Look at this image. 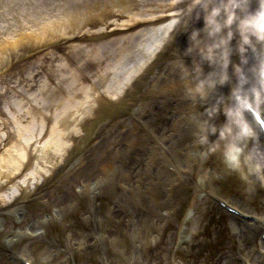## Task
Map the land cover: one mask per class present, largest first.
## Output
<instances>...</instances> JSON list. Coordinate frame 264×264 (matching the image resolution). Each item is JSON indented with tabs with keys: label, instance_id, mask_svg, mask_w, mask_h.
Here are the masks:
<instances>
[{
	"label": "bare ground",
	"instance_id": "bare-ground-1",
	"mask_svg": "<svg viewBox=\"0 0 264 264\" xmlns=\"http://www.w3.org/2000/svg\"><path fill=\"white\" fill-rule=\"evenodd\" d=\"M68 1H69V6L68 8H66V10H67V13L69 14V17H67L66 15H64V17H61L57 15L56 13L51 14L53 13V11L59 12L62 9L63 3L62 4L59 3V0H57V3L55 4L53 3L48 4L39 10H36V9L32 10L33 16H32L30 26H33L35 30L41 29L43 31V37L40 39V41H38V43L35 46H38L40 44H45L47 42L54 43L55 41H57L54 39H57L58 37H47L51 31L66 30L63 34L67 36L74 34V31H77L78 35L86 34L88 36H93L94 32H92L89 29L85 30L84 26H89L91 25V23L94 24V23H98L99 21H102L99 24L105 25L107 23L106 18L109 17V15H111V12H112V10L111 12H108L109 14L108 16L106 12L105 14L98 13L100 8L105 6L104 4L106 0H84V1L68 0ZM33 2H37V1L33 0ZM124 3L125 5L123 6V8H121L120 10H117V12L120 13V15H122V13L124 12L131 10L129 2H124ZM166 4H167V0L162 1L159 6L162 8L166 6ZM245 5L249 6L248 1L245 3ZM108 6H114V4H111V5L108 4ZM141 11L143 10L142 9L136 10L138 14H140ZM247 14H251V13L250 12L246 13V11L237 10V15L240 18L246 16ZM44 17L45 19H43ZM195 19H196V15H192V17L189 19V24H190L189 26L194 27L192 23L193 21H195ZM39 21H41L44 24L40 23ZM64 23H65L64 28H62V25ZM144 23H146L145 16H141L140 14L137 17L136 16L131 17L129 22L126 23L124 26L128 30L135 31L140 26H142V24ZM66 24H68V26H66ZM237 24H238V21L235 22L233 25L234 34L238 32ZM83 29L85 31H83ZM198 29H201V28L198 26ZM185 35H186V38H185L186 40L188 39V35H189L188 27H186L185 29L183 28L179 32L178 36H176L177 38L175 37L176 44H178L177 42L180 38L184 39ZM96 37L97 36L94 35L92 37L93 39L91 38L92 39L91 41H95L96 39L94 38ZM130 37L131 35L127 37H121V38L115 37L114 39H111L109 41H101L97 43L96 42H86L82 44L81 42H79V39L88 38V37L83 36L77 40L76 45H70L68 47L66 45H62L60 47L56 45L52 47V45H49L51 49L48 53H46V55L43 58L45 59V61H48V65H45V62H43V64L40 63V66L38 67L39 71H36V73L35 72L32 73L29 78L26 77L23 83H26V88L31 89V90L36 87L35 94L37 96H42V99H44V97L46 96H51V97H54L55 99H58V101H60V108L56 110V114L59 115L58 119L62 118L64 120H67L71 116L76 115L75 111L78 112L80 110V103L78 102V104L76 105V103H73V101H75L76 99L80 97H84V94L92 91L94 89V84H100L104 74H108V68L111 62L115 60V63H120L123 53L129 50V45L123 46L122 44H120V46L118 47H115L114 45H116L118 42L123 43L126 40H128ZM253 39L255 38L253 37L252 40ZM239 41H240L239 34L237 35V37L235 38L233 37V39L230 41L231 43L234 44L233 52H238ZM170 43H172V41ZM108 45H113L114 47L110 50V49H107ZM246 47L247 49L250 48L249 46H246ZM170 49H171V52L176 53L175 50L171 48V46H170ZM75 50L78 52V55L75 53ZM93 50H95V56L91 57L89 56V53ZM179 53H181L182 55L187 54L185 53L184 48L183 49L181 48ZM251 53L254 54L255 52L251 51ZM48 54L50 55L47 57ZM193 54H194V51L191 53V55ZM124 58L125 57H123V59ZM254 59H255V62L264 64V54L263 53H260V55L255 54ZM217 65L219 64H216V66ZM220 70H221L220 66H217L216 72L212 73L210 78L213 77L215 73L220 72ZM178 71H179L178 67H175L173 73L171 71L164 72L166 79L174 85H176V81L179 80V74H177ZM41 73L44 75L45 78L48 77L49 79V82L47 83H45L44 81V85L42 82H38L36 79ZM122 81H123L122 78L116 79L114 83L110 87L107 88V90L114 91L116 89L117 91V89L120 88L121 86L120 84ZM231 81H232L231 78H229V81L226 82V86H228L229 89L233 88L231 86ZM51 84H53V86H51ZM150 84H151V81L148 82V85L144 84V87L148 88L151 86ZM172 84L170 85L172 86ZM150 90H153V88H151ZM136 92L140 93L139 91H136ZM208 92H210V90H208ZM222 96L224 97H220L218 99L219 100L217 102L218 107L220 106L222 99L230 100V98H228L227 95H222ZM86 97L88 98L89 95H86ZM163 99L165 98L163 97ZM143 104L148 107V111H150L151 113L156 112V109H157L156 106L151 105V103L149 104L147 101H145ZM51 105H57V103H53V104L47 103V104H43L41 107H33L32 114L36 116L37 119L33 118L34 120H31L30 123L34 125L45 124V122L49 119V115L46 112H44V110L47 109ZM75 105H76V108H75ZM118 109L120 108L116 109L117 113L119 112ZM103 117L107 120V122H111L113 119V114L110 112H107ZM207 119L209 118L206 117L204 121H206ZM219 120L220 119L215 115V117H213L209 121V123L216 126L217 129L219 130V128L223 126L219 124ZM55 122H56V119L52 120L51 132L46 133L45 135L41 136L44 142V147H42V151L45 153H43V156L47 160H50L52 158L50 155H47L48 152H52L48 148L54 149V151H57L63 145L62 142L64 139V133L63 132L60 133L59 131L54 130ZM119 131L120 129L114 130V132L115 133L117 132L118 134H119ZM217 134H219L218 131L215 135ZM20 135H27L29 138H32L31 139L32 141H35V138L33 137H36V135H39V133L35 131L32 126L26 125L23 128H20ZM215 135H210V137H213ZM41 137H39L38 140ZM93 137H94V133L92 132L90 138H93ZM162 138L166 139V134H163ZM5 142H8V140ZM112 143L113 142H110V145ZM169 143L170 142H167L164 144L166 146V149L164 151L163 159L166 160V162H170L171 160L169 154L167 153V144ZM135 144L138 145L137 143ZM109 146H108V149H106V146L104 148H101V152L103 153V155L107 156L110 159L112 157L111 155L112 153H109L108 151ZM142 151L143 150L140 148V153ZM9 154H11V152H9ZM149 155H151V152H149ZM101 160L102 162L104 161L103 156ZM120 161H122V159ZM47 162L50 163L49 161ZM173 162L175 163V161ZM20 166H21L20 163H18L16 166V169L18 172L19 171L21 172ZM13 167L14 165H11L8 163L7 169H12ZM129 168H130V162L127 163V166L125 168L126 171ZM135 168L138 170V174H137L138 177L141 178V175L143 174L145 175L146 171L143 170L144 166L140 165V163H137V161H135ZM149 174H150V170H148L147 175ZM9 175L10 174H4L3 177H5L6 180H8ZM22 190L24 191L25 189H22Z\"/></svg>",
	"mask_w": 264,
	"mask_h": 264
},
{
	"label": "rangeland",
	"instance_id": "rangeland-1",
	"mask_svg": "<svg viewBox=\"0 0 264 264\" xmlns=\"http://www.w3.org/2000/svg\"><path fill=\"white\" fill-rule=\"evenodd\" d=\"M244 57L247 59V55H244ZM254 80H256V78H253V82ZM10 118H13V114L10 115ZM224 145L225 143L222 145V142H220L218 147H215V151H213V147H211L205 157L206 161L203 168V174L211 176V178H208L209 188L218 189L220 186V184H217L215 181L217 180L216 177L221 174L218 170L219 159H221L223 163L225 161L223 158ZM258 159H260L261 164L264 165V156ZM224 165L226 166L224 163L221 170L224 169ZM262 174L264 175V173ZM212 176L215 177V181ZM246 192L247 189L235 186L233 189L228 191V195L235 200H240L241 203L247 206L250 210L264 214V202L262 198L249 192L250 197L248 199ZM118 193H116L117 200L121 202V194ZM92 202L94 205L100 204L99 211L93 212L95 213V215L93 214V218L95 216L100 219L101 214L104 216V214L112 211L113 207H118L116 218L119 222H123L121 225L124 224L126 226L128 224L130 215L124 211V207H119V205H116L113 200L108 199L106 196H97L94 200L92 199ZM139 203L140 204L135 203V206L132 202H130L129 206L126 208L127 212H134L136 215L134 216L137 221L136 223H141L146 214L145 212L138 214L136 207L139 208L141 206H146L144 201H140ZM194 205L195 214H190V217L184 224V227H187V242H185V246H183L182 249H179L176 253L178 258L177 264H239L238 258L240 255H245L247 253V245H245L242 238H239L236 227L228 218L220 216L219 212L212 206L210 207L206 202L197 198L196 203H194L193 206ZM189 209H186V212H188ZM142 210L143 209H139V212ZM161 214H165V211L162 210ZM87 215H89L88 211L80 207L78 209H74V211L65 215L63 218H60L59 221L54 222L49 228L45 239L41 240V245H39L37 249H33L31 247L30 251L36 263L104 264L106 261V264H121L123 255H121L120 250L121 247L124 246L122 243L120 250L117 252L118 255L114 253L113 249H108V244L106 243L96 244L94 247L86 250V243H88L93 235H96L98 232L109 237H116L118 239V235L115 232L117 230V224L115 222L107 221L101 225L99 224L98 230H96L92 224L89 225L91 222H89V219L86 218ZM210 217L217 219L216 225L220 229L217 230V226L215 225L208 227V240L212 238L213 235L218 236L219 240L211 243L199 242L198 236H194L193 231L190 232L189 230L193 227H200ZM161 218L162 217H156L153 222L150 221V223L143 226V229H145L144 234L147 239H152L153 233L156 230L157 225L160 223ZM146 228L149 229V231L151 228L153 231H146ZM215 231L216 234H214ZM164 242L165 241L162 240L161 243L156 245L149 243L146 248V245L144 244L142 247H137L136 251H133L132 249L126 250V252L132 251L133 253L131 264H160ZM66 251L70 254V260L69 262L64 263L63 257ZM0 264L5 263H3V260L0 259Z\"/></svg>",
	"mask_w": 264,
	"mask_h": 264
},
{
	"label": "clouds",
	"instance_id": "clouds-1",
	"mask_svg": "<svg viewBox=\"0 0 264 264\" xmlns=\"http://www.w3.org/2000/svg\"><path fill=\"white\" fill-rule=\"evenodd\" d=\"M246 2L247 0H191L185 9L189 14L199 9L196 19H200L202 11L204 20L203 29H192L190 31L188 35L190 43L185 53L190 55L195 51L201 60H207L211 64H219L221 68L218 79H209L213 72L206 78L200 79L202 72L200 63L193 64L192 72L198 75L199 79L190 91L201 99L207 97L209 89L213 90L217 84L223 85L229 80L227 74L230 63L228 45L233 39L234 34L230 29L235 22L238 21L237 30L240 36L238 51L241 54L242 64L247 63V59L243 55L247 51L246 46L255 51L252 47L253 37L256 41L264 43V0H259V9L255 14L240 18L237 15V10L245 11L244 5ZM222 13L224 19L221 21L219 18ZM225 28H228L229 31L226 35H221ZM248 29H251V31H248ZM202 32L204 34L203 38L201 37ZM234 70L238 83L232 88L230 98L235 103L224 110L227 117L226 123L219 130L209 123L219 111L218 106H213L207 111L209 119L202 122L204 125L200 128L202 134L198 136L199 143L205 144L209 142V136L215 135L218 131V139L227 141L223 148L225 162L233 168L240 164L245 149L257 138L256 128L253 126L252 121L246 118L245 113L264 112V64L260 65L257 70L259 75L258 86H252L248 90L244 88L248 83V77L244 74L242 67L235 65ZM212 150L215 151L216 149L213 148ZM248 158H252L251 153H249ZM250 171L253 174L264 173V165L256 164Z\"/></svg>",
	"mask_w": 264,
	"mask_h": 264
}]
</instances>
